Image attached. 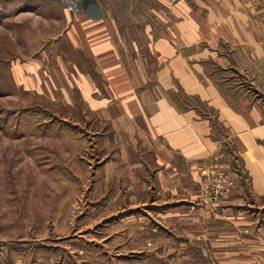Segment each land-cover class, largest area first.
Returning a JSON list of instances; mask_svg holds the SVG:
<instances>
[{"label": "crops", "instance_id": "obj_1", "mask_svg": "<svg viewBox=\"0 0 264 264\" xmlns=\"http://www.w3.org/2000/svg\"><path fill=\"white\" fill-rule=\"evenodd\" d=\"M200 10L192 29L184 17L175 33L160 23L144 44L111 32L103 13L99 21L83 14L67 41L71 57H55L49 80L36 65L20 77L79 129L81 151L96 160L95 177L80 183L94 189L81 195L98 204L76 208L105 223L109 244L129 250L131 264H193L202 254L214 261L223 245L217 218L232 220L233 206L248 197L264 200V0H205ZM220 41L229 54H218ZM202 42L209 48L188 49ZM221 70L230 74L224 80ZM72 141L66 146L76 147ZM233 160L240 170L229 171ZM200 164L226 169L235 194L211 203L199 188ZM52 223L51 234L72 225ZM82 232L50 238L48 248L34 240L31 258H14L4 245L0 264H89L79 254ZM52 248L64 257L46 253Z\"/></svg>", "mask_w": 264, "mask_h": 264}, {"label": "rangeland", "instance_id": "obj_2", "mask_svg": "<svg viewBox=\"0 0 264 264\" xmlns=\"http://www.w3.org/2000/svg\"><path fill=\"white\" fill-rule=\"evenodd\" d=\"M76 1L0 0V252L7 245L14 258L18 254L31 258L33 244L46 242L48 248L50 238L73 236L81 229L85 248L79 254L89 264H131L129 250L109 244L112 237L103 231L105 223L98 225L88 213L82 216L81 208H76L82 202L86 207L98 204L81 195L94 189L80 183L95 177L92 165L96 160L91 161V155L81 151L79 129L66 122L62 108L51 106L37 96L38 92L21 84L20 77H31L35 65L47 81L55 57H71L74 49L67 41L78 34L73 23L83 15L75 11ZM97 1L111 32L127 42L144 44L150 32L159 34L160 23L175 33L185 20V28L192 29L194 14H203L200 9L205 0ZM163 14L167 21L160 20ZM208 48V43L202 42L188 49L197 52ZM229 49L218 42L219 55L229 54ZM216 75L224 80L230 74L221 70ZM72 139L76 147H67L66 142ZM232 164L235 166L229 171L240 170L235 160ZM71 179L78 185H70ZM69 195H76L77 201L70 202ZM231 213L232 220L217 218L216 238L223 245L213 253L215 260L202 254L193 264H264V200L248 197L233 206ZM55 219L60 221V230L66 222L72 224L67 226L68 233L51 234ZM78 224L82 226L78 228ZM20 241L26 246H20ZM58 249L46 253L64 257Z\"/></svg>", "mask_w": 264, "mask_h": 264}, {"label": "built area", "instance_id": "obj_3", "mask_svg": "<svg viewBox=\"0 0 264 264\" xmlns=\"http://www.w3.org/2000/svg\"><path fill=\"white\" fill-rule=\"evenodd\" d=\"M199 186L210 201L219 202L234 195L237 189L235 180L221 167L200 164L196 167Z\"/></svg>", "mask_w": 264, "mask_h": 264}, {"label": "water", "instance_id": "obj_4", "mask_svg": "<svg viewBox=\"0 0 264 264\" xmlns=\"http://www.w3.org/2000/svg\"><path fill=\"white\" fill-rule=\"evenodd\" d=\"M75 11L85 14L93 21L102 19V11L97 0H84L82 3L78 4Z\"/></svg>", "mask_w": 264, "mask_h": 264}, {"label": "bare ground", "instance_id": "obj_5", "mask_svg": "<svg viewBox=\"0 0 264 264\" xmlns=\"http://www.w3.org/2000/svg\"><path fill=\"white\" fill-rule=\"evenodd\" d=\"M84 0H78L76 1L75 5H74V9L77 8L78 4L82 3Z\"/></svg>", "mask_w": 264, "mask_h": 264}]
</instances>
